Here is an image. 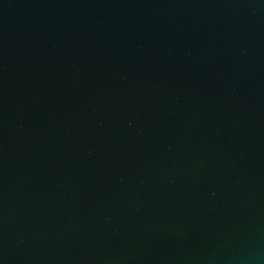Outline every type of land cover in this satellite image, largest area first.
<instances>
[{
	"label": "water",
	"instance_id": "obj_1",
	"mask_svg": "<svg viewBox=\"0 0 264 264\" xmlns=\"http://www.w3.org/2000/svg\"><path fill=\"white\" fill-rule=\"evenodd\" d=\"M0 264H264V0H0Z\"/></svg>",
	"mask_w": 264,
	"mask_h": 264
}]
</instances>
